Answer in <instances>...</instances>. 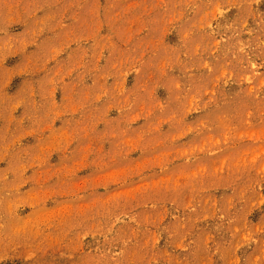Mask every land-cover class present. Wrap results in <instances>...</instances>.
I'll use <instances>...</instances> for the list:
<instances>
[{"label": "rangeland", "instance_id": "obj_1", "mask_svg": "<svg viewBox=\"0 0 264 264\" xmlns=\"http://www.w3.org/2000/svg\"><path fill=\"white\" fill-rule=\"evenodd\" d=\"M0 264H264V0H0Z\"/></svg>", "mask_w": 264, "mask_h": 264}]
</instances>
